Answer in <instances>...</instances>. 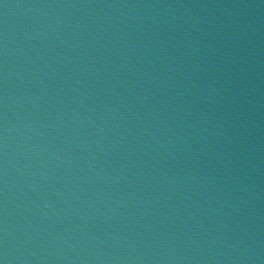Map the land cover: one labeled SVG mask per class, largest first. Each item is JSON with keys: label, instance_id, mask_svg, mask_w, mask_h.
I'll return each mask as SVG.
<instances>
[{"label": "water", "instance_id": "95a60500", "mask_svg": "<svg viewBox=\"0 0 264 264\" xmlns=\"http://www.w3.org/2000/svg\"><path fill=\"white\" fill-rule=\"evenodd\" d=\"M0 264H264V0H0Z\"/></svg>", "mask_w": 264, "mask_h": 264}]
</instances>
